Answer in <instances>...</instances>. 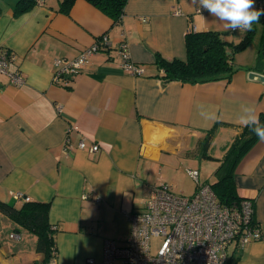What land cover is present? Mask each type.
<instances>
[{
  "label": "crops",
  "instance_id": "0c3cea01",
  "mask_svg": "<svg viewBox=\"0 0 264 264\" xmlns=\"http://www.w3.org/2000/svg\"><path fill=\"white\" fill-rule=\"evenodd\" d=\"M16 2L0 0V46L15 53L25 75L13 85L0 73V200L18 206L22 194L49 203L55 264H89V258L101 264L104 240L126 238L129 214L143 208L153 185L184 194L175 191L183 170L218 168L243 128L241 105L264 113V81L248 77L264 74L261 43L228 79L167 82L155 55L184 59L190 25L233 36L207 11L196 12L192 0H127L119 23L86 0H74L69 13L58 10L59 0L16 13ZM102 34L104 49L67 86L54 83V59L77 56ZM121 42L143 73L122 66ZM66 139L73 148L64 151ZM80 139L98 150L76 147ZM232 169L238 195L253 201L262 237L244 246L233 241L229 264H264V142L257 138ZM14 226L0 214V264L35 262V237L21 251L2 238Z\"/></svg>",
  "mask_w": 264,
  "mask_h": 264
},
{
  "label": "built area",
  "instance_id": "2783aa9c",
  "mask_svg": "<svg viewBox=\"0 0 264 264\" xmlns=\"http://www.w3.org/2000/svg\"><path fill=\"white\" fill-rule=\"evenodd\" d=\"M37 5L43 0H36ZM261 2L258 3V9ZM206 11L199 7L196 12ZM195 30L190 25L188 32ZM108 36L100 35L95 41L83 48L71 59H54L53 82L67 86L69 78L85 68L93 54L104 49ZM122 66L132 74H141L144 69L130 61L124 42L117 48ZM16 55L0 46V73L8 75L9 83L22 84L25 75L15 62ZM76 147L96 152V144L88 145L80 139ZM73 148L68 139L64 142V151ZM187 174L195 181L196 189L191 195L174 192L171 185L158 183L153 185L144 201L142 209L129 214L130 229L122 242L106 239L103 242L101 264H229L228 246L237 241L244 246L260 239L262 232L253 219L254 204L251 199L242 198L238 205L229 206L219 202L211 183L200 182L199 172L187 168ZM22 200L28 197L18 194ZM86 197V196H85ZM99 202L98 196L91 197ZM55 229V226H52ZM160 237L161 241L154 252L151 250V238ZM10 237L19 238L18 233ZM89 264L94 259H87ZM55 264V260L51 261Z\"/></svg>",
  "mask_w": 264,
  "mask_h": 264
},
{
  "label": "trees",
  "instance_id": "16d2710c",
  "mask_svg": "<svg viewBox=\"0 0 264 264\" xmlns=\"http://www.w3.org/2000/svg\"><path fill=\"white\" fill-rule=\"evenodd\" d=\"M35 1L17 0L15 12L30 9L35 5ZM86 1L109 16L114 23H119L127 0ZM259 2H261V8H264V0H256V8L258 9ZM73 3L74 0H59L58 10L62 13H69ZM260 22L262 43L264 41V16H261ZM253 29L254 27L251 31L245 32L236 42L227 39L230 36L228 32L214 30L188 32L185 36L186 57L184 59H167L156 53L155 64L161 70L160 76L167 82L180 81L191 84L230 78L232 73L239 68L233 65L232 56L248 45ZM259 120L261 124H264V113L259 114ZM256 140L257 137L250 128L243 126L241 132L226 150L215 171L217 179L211 183L220 203L235 206L243 198L237 193L232 168ZM207 148L208 135L200 145L203 157L208 156ZM0 214L6 216L15 225L13 230L18 232L20 228H23L35 236V252L40 255V258L30 264H51V261L55 259L56 251L53 239L54 229L49 222V203L22 200L18 206H15L0 200Z\"/></svg>",
  "mask_w": 264,
  "mask_h": 264
},
{
  "label": "clouds",
  "instance_id": "9594fccd",
  "mask_svg": "<svg viewBox=\"0 0 264 264\" xmlns=\"http://www.w3.org/2000/svg\"><path fill=\"white\" fill-rule=\"evenodd\" d=\"M198 5L199 11L206 10L211 16L222 22L226 31H251L255 23L264 16V8L257 9L255 0H192ZM239 120L245 127L256 135L259 141L264 142V124L260 123L259 116L253 106L241 105Z\"/></svg>",
  "mask_w": 264,
  "mask_h": 264
},
{
  "label": "rangeland",
  "instance_id": "374dc122",
  "mask_svg": "<svg viewBox=\"0 0 264 264\" xmlns=\"http://www.w3.org/2000/svg\"><path fill=\"white\" fill-rule=\"evenodd\" d=\"M255 7H256V0H255ZM254 29L252 32V37L248 45L240 51H237L233 54L232 56V63L233 65L236 63H241V64H246L250 62V60L253 59L254 54L257 53V48L261 43V32H262V24L261 22L255 23L253 25ZM234 37H238L241 34H244L242 31H235L232 33ZM233 36H228V40H232ZM234 39V38H233ZM236 39V38H235ZM246 62V63H245ZM199 170V179L201 180L200 182L202 183V180H211V178H215V170L216 169H198ZM157 174V173H156ZM157 176L155 175V178ZM180 180V186L178 185L175 191L181 190V192L184 193V195H191L195 189H196V183L195 181L185 172V170L182 171L179 177ZM16 233L17 231H13L11 227H5L3 234L1 235L4 241L11 246V248L15 249L16 251L22 250L27 246H30L32 244L31 240L32 237L34 238L35 236L28 232L27 230L20 228L19 229V238H11L9 236L10 232ZM26 233V234H25ZM29 233V234H28ZM161 241L160 237H152L151 238V250L154 252V250L157 249L159 243ZM18 255V254H16ZM29 263H24V264H30Z\"/></svg>",
  "mask_w": 264,
  "mask_h": 264
},
{
  "label": "water",
  "instance_id": "95a60500",
  "mask_svg": "<svg viewBox=\"0 0 264 264\" xmlns=\"http://www.w3.org/2000/svg\"><path fill=\"white\" fill-rule=\"evenodd\" d=\"M261 52H262V55H264V41H262V43H261ZM248 77L251 79L256 78L259 81H264V74H260V73L255 72V71H249Z\"/></svg>",
  "mask_w": 264,
  "mask_h": 264
}]
</instances>
